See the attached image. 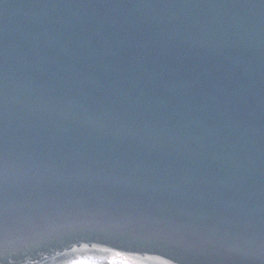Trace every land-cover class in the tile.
I'll return each mask as SVG.
<instances>
[{
  "label": "water",
  "instance_id": "water-1",
  "mask_svg": "<svg viewBox=\"0 0 264 264\" xmlns=\"http://www.w3.org/2000/svg\"><path fill=\"white\" fill-rule=\"evenodd\" d=\"M103 249L264 264V0H0V264Z\"/></svg>",
  "mask_w": 264,
  "mask_h": 264
},
{
  "label": "snow or ice",
  "instance_id": "snow-or-ice-1",
  "mask_svg": "<svg viewBox=\"0 0 264 264\" xmlns=\"http://www.w3.org/2000/svg\"><path fill=\"white\" fill-rule=\"evenodd\" d=\"M108 255L103 259L94 256H83L73 259L68 264H170L166 259L159 256L141 255L131 251H114L103 249ZM230 251L236 253L238 250L233 247Z\"/></svg>",
  "mask_w": 264,
  "mask_h": 264
}]
</instances>
